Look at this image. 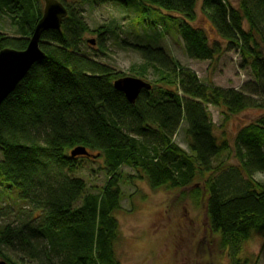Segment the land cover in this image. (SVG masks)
<instances>
[{
  "label": "trees",
  "instance_id": "trees-1",
  "mask_svg": "<svg viewBox=\"0 0 264 264\" xmlns=\"http://www.w3.org/2000/svg\"><path fill=\"white\" fill-rule=\"evenodd\" d=\"M58 1L68 10L61 31L42 35L45 58L32 66L0 107V189L30 207L0 230L3 262L121 264L115 248L123 167L144 173L154 187L177 188L182 197L203 204L211 231L220 234L226 248L225 238L264 236V185L254 181L264 174V0H240L237 6L230 0H203L201 12L211 22L213 41L193 26L198 0H93L148 15L144 26L137 23L142 31L158 27L150 16L160 20L164 13L180 15L168 18V23L177 26L191 59L214 61L224 52L225 42L227 52L239 51L242 70H250L253 77L240 90L218 88L182 67L155 36L147 35L143 43L124 40L122 44L160 76L159 85L143 91L135 104L114 87L126 75L82 51L87 34L98 35L103 49L106 34L115 35L121 28L109 25L92 31L83 18L88 0ZM43 2L0 0V15L21 34L0 32V51L26 50L43 16ZM209 106L225 109L228 118L249 110L263 112L235 135L239 167L219 183L213 161L231 147L219 142ZM184 125L191 157L174 141ZM77 148L92 157H72ZM100 158L109 180L92 194L84 179L74 175L82 160ZM207 175L214 180L206 181L202 193L194 183ZM231 193L236 194L227 196Z\"/></svg>",
  "mask_w": 264,
  "mask_h": 264
},
{
  "label": "rangeland",
  "instance_id": "rangeland-1",
  "mask_svg": "<svg viewBox=\"0 0 264 264\" xmlns=\"http://www.w3.org/2000/svg\"><path fill=\"white\" fill-rule=\"evenodd\" d=\"M230 1L234 6L240 2V0ZM202 2L203 0H198V21L193 23V26L205 30L213 41L215 34L211 29V22L201 12ZM139 14L133 9L124 10L115 4L101 5L88 0L83 7V18L92 31L109 25L120 27L121 30L115 35L106 34L108 40L103 49L98 46V35L87 34L86 44L82 47L83 54L118 73H123L126 77L137 78L152 86H158L160 76L156 71L147 67L137 52L122 44L124 40L143 43L146 42L147 35L155 36L159 39L157 43L168 51L173 59L182 67L195 72L205 84L222 89L240 90L244 84L253 80L250 70L244 71L241 68L239 51L227 52L225 42L221 43L224 52L217 55L214 61L191 59L187 55L177 26L168 23V18L180 19V15L164 13L160 20L157 16H150L152 22L158 23V27L155 29L148 27L147 30L142 31V27L137 23L144 26L143 18L149 16L140 17ZM0 32L21 37L18 29L12 26L10 19L2 15H0ZM88 41H95V45L89 44ZM208 110L212 115L219 142H228L231 147L213 161L215 179L219 183L228 174L235 172L233 169L239 167L233 152L235 135L263 112L249 110L228 118L224 115L225 109L209 106ZM185 128L186 125L182 127L174 141L191 157L192 152ZM105 167L103 158L82 160L79 171L74 176L84 179L90 192L97 194L109 180ZM119 172L123 199L121 209L116 213L120 238L115 251L121 264H235L237 262L264 264L263 235H253L247 241L225 238L228 243L226 248L222 244L220 234L211 231L203 204L199 206L192 198L182 197L183 192L177 188L154 187L144 173H139L131 167H123ZM210 177L207 175L204 179L196 180L194 188L204 193L206 181L212 179ZM254 181L264 185V174H257ZM235 194L231 193L227 196ZM11 196L10 191L5 192L0 189V230L8 224H13L21 210L28 211L30 208L27 203ZM2 251H5V255L14 262H18V257L5 249ZM2 261L0 256V262Z\"/></svg>",
  "mask_w": 264,
  "mask_h": 264
},
{
  "label": "water",
  "instance_id": "water-1",
  "mask_svg": "<svg viewBox=\"0 0 264 264\" xmlns=\"http://www.w3.org/2000/svg\"><path fill=\"white\" fill-rule=\"evenodd\" d=\"M45 7L43 16L36 25L29 44L24 51H17L11 48L0 51V107L3 102L12 94L20 82L28 74L32 66L45 58L40 48L42 35L49 31H61L64 20L68 17L67 8L58 0H44ZM95 45V41H88ZM118 92L125 95L131 104H135L143 91H151L152 85L143 80L126 77L114 83ZM72 157L92 156L84 148H77L72 152ZM0 264H7L0 262Z\"/></svg>",
  "mask_w": 264,
  "mask_h": 264
}]
</instances>
